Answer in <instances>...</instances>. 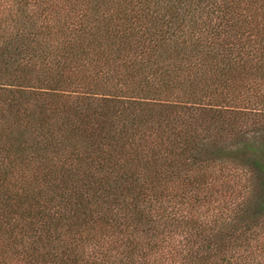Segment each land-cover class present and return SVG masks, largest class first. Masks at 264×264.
Segmentation results:
<instances>
[{
    "label": "trees",
    "instance_id": "trees-1",
    "mask_svg": "<svg viewBox=\"0 0 264 264\" xmlns=\"http://www.w3.org/2000/svg\"><path fill=\"white\" fill-rule=\"evenodd\" d=\"M0 264H264V0H0Z\"/></svg>",
    "mask_w": 264,
    "mask_h": 264
}]
</instances>
